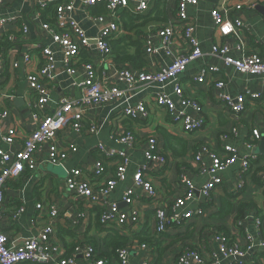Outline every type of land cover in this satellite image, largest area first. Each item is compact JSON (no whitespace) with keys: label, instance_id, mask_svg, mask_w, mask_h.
<instances>
[{"label":"crops","instance_id":"0c3cea01","mask_svg":"<svg viewBox=\"0 0 264 264\" xmlns=\"http://www.w3.org/2000/svg\"><path fill=\"white\" fill-rule=\"evenodd\" d=\"M43 0H4L0 6V18L20 19L15 26H10L9 34L20 37L16 43H10L7 37L0 39V52L3 54V64L0 69V112L9 111L10 116L0 122V150L10 154L18 152L24 140L37 128L39 122L35 119L30 103L33 94L29 90L27 76L37 71L42 65L40 47L42 44L52 51H57L51 35L41 28L42 23H47L44 17H36L38 3ZM53 4L64 0H50ZM86 0H78L73 13L76 21L90 37H96L101 28L92 20L97 14H106L102 5L86 7ZM166 10L164 21H149L147 24L133 31L130 35L134 40L139 38L144 46L147 40L161 49L162 40L158 32L169 24L177 21L178 4L180 0H153L151 9L144 15H149L155 9L157 2ZM137 0H130V6L123 12L137 14L135 12ZM242 5V9L236 6ZM264 6V0H198V5H189L188 14L195 24V36L198 39L203 56L188 65L185 73L180 77V83L184 90V98H179L172 85L141 86L130 92L124 99L106 105L101 109H93L88 114L86 127L92 124L97 128L95 133L87 130L84 132L66 131L61 133L57 140L62 144L66 136L69 141L76 144L78 152L71 155L67 165L71 168H82L93 177V165L101 158L97 145L102 143L106 148L126 150L130 163L126 180L121 182L115 192L109 197L110 203H117L122 211L130 212L136 209L140 212L141 220L136 226L128 222L123 228H105L99 222L98 207H90L83 200L76 199L67 191L66 173L57 166L49 163V147L38 155V167L35 172H26L18 179L8 182L5 187L4 215L1 221V230L10 238V243L20 246L21 243L38 235L50 222H54V242L51 248H57L60 256H66L72 251L73 244L88 245L96 248V260H100V254L110 253L108 245L112 237H121L132 241L137 235H149L155 244L142 250L139 246L132 249L130 264H178L179 257L184 249H196L201 252L208 261H213V254L218 253L220 243L217 235H224L245 249L249 244L247 236L252 235L256 240H264V183L261 179L264 158V75L243 74L234 67L227 66L222 57L212 53L215 46L227 43L230 47L229 55L233 58H241L252 54H258L264 59V12L258 11V6ZM97 9H103L97 12ZM215 8H223L226 21L234 23L241 20L245 26L238 35L222 36L213 25L211 12ZM122 12V13H123ZM120 13V14H122ZM156 15L153 14V17ZM120 16V15H119ZM107 19H111L108 14ZM23 27L29 28V34L22 39L20 33ZM121 31L114 39H120L128 35L120 22ZM242 45V50L238 45ZM172 51L174 53H188L191 51L189 44L178 36ZM32 54L33 62L26 65L24 57ZM147 67L143 70L154 72L165 69L173 62V55L161 52L158 55L146 56ZM94 63L99 70L103 85L114 83L117 73L121 69L113 57L102 61L95 49L82 50L79 63ZM18 63L19 68L14 69ZM215 66L222 71V78L226 82L224 90L216 87L218 77H210L206 83H195L194 78L206 67ZM125 68H130L125 66ZM131 69V68H130ZM134 70V69H132ZM135 71V70H134ZM79 76H70L63 65L59 64L51 87V97L48 104L49 113L61 104L64 99H75L80 96V90L75 83L80 81ZM122 89L125 85L121 84ZM260 93V100L248 99L246 110L240 118L220 101L221 93H227L232 97H238L244 92ZM165 92L174 99L177 111L172 115L163 109H157L155 98L159 93ZM186 98L195 101L201 108V112L194 108L185 109L183 100ZM145 103L150 111L149 118L145 120L131 121L119 116L120 112L128 106ZM192 118H203L205 126L196 132L187 133L183 124L174 119L183 111ZM18 131V137L13 145L4 143L3 136L12 129ZM257 130L262 139L256 143L253 152L257 160L253 161L248 171H243L242 160L248 154L246 144L251 141L252 132ZM133 132L138 143L135 148L129 149L117 141L124 133ZM155 136L158 147L166 158V164L156 168L150 165L146 172V178L152 182L160 197L166 204L183 196L185 186L181 182L183 176L187 177L197 187H202L209 180L207 173H202L201 165L196 163V155L204 147L224 156L225 148L232 147L239 152L238 162L233 167L223 171L221 176L224 184L218 187L209 200L201 192H197L193 201L187 203L184 213L190 210L203 209V215H196L182 227H173L164 236L157 235V222L152 205L143 191L136 190L140 198L131 206L123 202L125 192L133 187V176L137 170L146 164L144 150L146 141ZM203 162L210 165L207 156ZM116 159L105 160L107 171L111 174L116 169ZM54 168H52V167ZM59 168L63 173H59ZM245 187L239 193L234 189L237 184L239 171ZM105 180H99L103 182ZM99 186V184L97 185ZM41 206V208H38ZM58 207L60 215L53 221L50 217L51 208ZM23 207L24 213L15 216L17 210ZM101 212V211H100ZM262 225L259 227L257 222ZM72 245V246H71ZM132 245V244H131ZM130 245V246H131ZM162 250V255L157 251ZM101 252V253H99ZM102 255V254H101ZM259 256V257H257ZM106 257L109 259L108 255ZM107 264H119L117 258L111 257ZM264 259V250L248 257L245 264H260ZM80 264H88L82 257H78ZM219 264H231L223 260Z\"/></svg>","mask_w":264,"mask_h":264},{"label":"built area","instance_id":"2783aa9c","mask_svg":"<svg viewBox=\"0 0 264 264\" xmlns=\"http://www.w3.org/2000/svg\"><path fill=\"white\" fill-rule=\"evenodd\" d=\"M78 0H64L56 7L54 24L42 23L41 28L48 32L57 51H52L49 47L41 45L38 47L42 56V65L35 71L29 73L27 81L29 90L33 94L30 103V109L34 113L35 119H38L37 128L24 140L22 148L13 154L0 150V264H80L78 257L82 256L88 264H107L105 259L96 260V248L88 245H78L72 256H60L57 248H51L54 242V222H50L42 231L29 239L24 240L20 246H14L10 243V238L1 230V221L4 215L5 206V187L8 182L20 179L26 172H35L38 167V155L44 150L45 146L49 147V163L53 166L62 168L66 173L67 191L76 199L83 200L90 207H98L101 211L100 223L105 228H123L128 222L136 226L140 223L141 215L136 209L130 212L122 211L117 203H110L109 197L115 192L118 185L126 180L129 167V157L126 150L116 148H106L102 143L97 145L101 158L93 165V177L88 176V172L82 168H71L67 165L70 156L78 152V147L69 141L65 136L62 144L58 143V136L66 131L95 133L97 128L94 124L86 127L88 114L93 109H101L106 105L120 101L130 92L137 90L141 86L172 85L174 93L179 98H184V90L180 83V77L183 75L189 64L200 59L203 56L201 45L195 36L196 27L188 14L189 5H198V0H180L178 4L177 21L174 24L165 26L158 32L162 40L163 47H157L154 42L147 40L145 42V55H158L161 52L173 55L174 60L165 69L154 72L146 70L134 71L130 68H124L118 71L117 79L114 83L103 85L99 70L94 63H79L82 50L95 49L98 56L105 61L112 57V46L109 41L116 38L121 31L119 24V15L130 6V0H86V7L102 5L106 14H97L92 20L100 25V32L96 37H90L85 30L76 21L73 16L75 6ZM153 0H137L135 12L137 14H146L151 9ZM227 2V0H221ZM51 4L50 0H43L38 3L36 17L42 18L43 11ZM4 5V0H0V6ZM236 9H242V5L236 6ZM223 8H215L211 12L214 27L220 31L222 36L238 35L245 26L241 20L234 23L226 21L223 15ZM111 19H107V15ZM20 19L17 18H0V39L7 37L10 43H16L20 37L9 34L10 26H15ZM21 38L25 39L29 34V28L23 27L20 31ZM178 36L189 44L191 51L188 53H174L172 46ZM239 50L242 45L239 44ZM212 53L223 58L227 66L234 67L238 72L243 74L264 75V59L258 54L233 58L229 55L230 47L227 43L215 46ZM24 62L28 66L32 60V54L28 53L24 57ZM3 64V54L0 52V69ZM64 66L70 76H79L81 80L75 83L80 90V96L75 99H64L61 104L49 113L48 104L51 97L50 85L54 81L57 66ZM19 64L14 65L18 69ZM210 77H218L216 87L224 90L226 82L222 78V71L215 66L204 68L197 77L195 83H206ZM125 85L122 89L120 85ZM260 93L244 92L238 97H232L227 93H221L220 101L224 103L236 118L246 110L248 99L260 100ZM157 109H163L170 114H174L178 107L171 95L165 92L159 93L155 98ZM185 109L194 108L201 112L199 105L188 98L183 100ZM10 116L9 111L0 112V122ZM120 117L131 120H145L149 118L150 111L145 103H138L123 109ZM174 119L183 124L187 133H193L201 130L205 126L203 118H192L184 110L181 115L174 116ZM18 137V131L15 128L10 129L3 136L4 143L13 145ZM262 136L257 130L252 132L251 141L246 144L248 154L244 156L241 167L243 171H248L257 156L253 154L256 143L260 142ZM117 141L129 149L135 148L138 140L133 132L129 131L117 138ZM144 157L146 164L141 166L133 176V187L129 188L124 195L123 202L128 206L133 205L140 196L136 193L137 189L143 191V196L148 199L152 205L157 222L156 233L158 236H164L169 229L173 227H182L187 221L196 215H203L204 210L183 212L187 203L193 201L196 193L201 192L204 197L211 199L213 192L224 184V178L221 173L238 162L239 152L232 147L225 148L226 154L220 156L209 147H204L196 157V163L201 165L202 173H207L210 180L202 187H197L187 177L183 176L181 182L185 186V193L178 197L174 203L166 204L160 197L157 189L152 182L146 178V172L150 165L162 167L166 164V158L159 150L158 140L155 136L150 137L144 146ZM207 156L211 164L203 162V157ZM116 159L117 165L113 173H109L105 166V160ZM263 171L261 179L264 183V158ZM243 172L240 170L238 180L234 189L239 193L245 187V182L241 178ZM103 182L99 180L104 179ZM99 184V186H97ZM41 208V206H38ZM25 208L20 207L15 216L24 213ZM60 215L58 207L51 208L50 217L53 221ZM259 227L262 225L257 222ZM216 239L220 246L218 253H214L213 261L208 262L201 252L196 249H184L179 257L178 264H219L223 260L230 261L231 264H245L248 257L264 250V240L247 236L248 245L245 249L232 243L231 239L224 235H217ZM139 246L146 250V244H140L134 239L133 244L128 247L117 250V259L119 264H130L132 249ZM259 257V256H257ZM264 264V259L259 260ZM144 264H150L146 261Z\"/></svg>","mask_w":264,"mask_h":264},{"label":"trees","instance_id":"16d2710c","mask_svg":"<svg viewBox=\"0 0 264 264\" xmlns=\"http://www.w3.org/2000/svg\"><path fill=\"white\" fill-rule=\"evenodd\" d=\"M59 3L51 4L46 10L43 11V17L45 22L54 24V17L56 12V7ZM162 3L160 1L157 2L155 9L150 13L149 15L144 14H127L125 12H121L119 16V24L122 23L124 29L128 33V35H124L120 39H113L109 41V43L112 46V57L114 58L116 64L120 68H125V66H129L131 69H134L136 71H141L144 68L147 67L146 63V55H145V46L142 42V40L139 38L138 40H134L133 37L130 35L131 32L137 31L139 28L147 24L149 21H164L168 19V16L164 19L162 18L163 15L166 16V10H162ZM164 8V5H163ZM165 9V8H164ZM103 9H97V12H102ZM156 15L153 17V14ZM99 213H101L99 211ZM99 222H100V216H99ZM101 224V223H100ZM102 226V225H101ZM149 235L145 234H139L134 239L138 240L140 244H146V245H153L154 242L149 239ZM121 238V237H112L110 240V243L108 245L111 247L110 253H101L100 257L101 259H105L106 255H108L109 259L111 257L117 258V250L120 248L128 247L131 244H133V241ZM72 246V245H71ZM77 247V244H73L72 251L69 252L66 257L72 256L74 253L75 248ZM157 251L162 255V250ZM107 258V257H106ZM109 259L107 258L108 262Z\"/></svg>","mask_w":264,"mask_h":264},{"label":"water","instance_id":"95a60500","mask_svg":"<svg viewBox=\"0 0 264 264\" xmlns=\"http://www.w3.org/2000/svg\"><path fill=\"white\" fill-rule=\"evenodd\" d=\"M257 10H258V11H263V12H264V6H261V5L258 6V7H257ZM263 143H264V139H263ZM263 145H264V144H263Z\"/></svg>","mask_w":264,"mask_h":264},{"label":"rangeland","instance_id":"374dc122","mask_svg":"<svg viewBox=\"0 0 264 264\" xmlns=\"http://www.w3.org/2000/svg\"><path fill=\"white\" fill-rule=\"evenodd\" d=\"M52 168H54V167H52ZM56 171H58L59 173H63V171L61 169H59V168H57Z\"/></svg>","mask_w":264,"mask_h":264}]
</instances>
